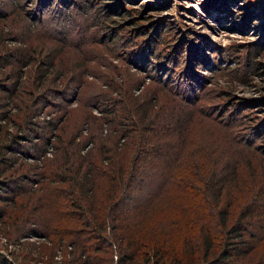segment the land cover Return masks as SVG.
<instances>
[{"label":"trees","instance_id":"16d2710c","mask_svg":"<svg viewBox=\"0 0 264 264\" xmlns=\"http://www.w3.org/2000/svg\"><path fill=\"white\" fill-rule=\"evenodd\" d=\"M241 2L231 24L245 25L250 10L264 16L260 7L264 0ZM57 3H65L62 6L66 8L70 4L67 0ZM208 6L206 3L205 8ZM120 10L130 17L123 5L114 13ZM53 19L57 21L51 16ZM63 19L71 17L63 14ZM161 25L138 24L126 37L130 39L127 53L132 59L140 58L145 69L152 71V84L144 98L134 93L129 74L113 67L115 73H108L106 92H102L111 107H98L102 114L84 113L75 126L69 123L73 110L60 109L50 119H36L43 109L56 105L45 101L47 92L58 101L65 100L63 93L53 94L59 90L52 87L56 77L67 75L66 68H57L63 60L59 50L49 56L51 51L40 46L41 54L34 44L27 46L20 39L25 45L11 51L0 28L1 190L6 192V184H13L15 175L25 172V168L21 172L16 169L21 155L15 143L33 140L34 128L49 132L41 142L32 143L33 157L38 158L30 168L37 177L22 180L11 196L0 194L8 208L0 214L4 226L0 232L8 227L10 237L15 227L13 234L18 240L26 235L27 222H34L47 210L51 217L45 219L48 226L43 224L44 231L54 239L44 264L56 263L60 251V264H110L114 250L118 252L115 264H137L139 260L145 264H264V224L259 221L264 220V169L252 167L254 160L264 161L259 139L264 118L248 124L251 133L244 136L246 141L239 139V148L226 151L224 156L231 161L219 164L217 159L198 153L194 154L206 162L183 158L195 120V107L188 103L195 97L179 95L183 93L181 83L190 86L199 74L193 66L190 36L169 25L160 35ZM260 27L264 22L255 26L257 30ZM4 65L11 67L12 73L5 72L8 68L2 69ZM171 93L180 100L170 104ZM248 100L243 102L249 104ZM83 120L84 135L83 129L74 130ZM52 132L53 138L49 136ZM86 141L92 144L84 151ZM47 143L54 149L49 157L44 155ZM147 160H157L160 165L151 167ZM248 178L253 180L245 190ZM189 179L194 183H188ZM172 195L176 199L182 195L184 202L172 201ZM170 210L178 217L168 220ZM0 264L11 263L0 253Z\"/></svg>","mask_w":264,"mask_h":264},{"label":"rangeland","instance_id":"374dc122","mask_svg":"<svg viewBox=\"0 0 264 264\" xmlns=\"http://www.w3.org/2000/svg\"><path fill=\"white\" fill-rule=\"evenodd\" d=\"M54 1L55 4L50 0H0V28L8 38L4 43L9 50L14 51L16 47L22 46L24 43L20 39L24 40L27 46L30 44H34L35 48L45 46L43 50L51 51L49 56L59 50L57 53L63 60L58 63L57 68H66L67 75L61 79L60 76L56 77L52 86L59 90L52 91L53 94L63 93L65 100L58 101V98L47 92L45 101L54 102L56 105L43 109L36 119H50L57 115L60 109L73 110L69 123L75 126L84 113L102 114L101 111L98 112V107L101 109L111 107L110 101L102 92H106L104 79L110 77L108 73H115L113 67L124 69L122 72L128 73L132 80L134 93L144 98L152 84V80L149 79L152 71L149 67L145 69L140 63V58L132 59L127 53L130 39L126 37L129 30L130 33L135 30L132 28L134 20H136L134 27H138V24L144 26L148 23H161L160 35L169 25L176 32L190 36L189 42L194 52L193 66H197L199 76L193 77L190 86L184 83L188 88L184 87L183 82L181 83L183 93L179 95L195 97L192 104L188 103L195 107L193 113L195 120L190 143L185 148L183 158H191L195 163L206 162L194 154L198 153L206 154L210 159H217L219 164L231 161L228 156H224L226 151L237 146L239 148L242 144L239 139L243 137L242 141H246L244 136L251 133L248 124L253 121L259 122L264 118V103L260 104L264 100V27L258 30L255 28L263 24L264 16L261 17L259 12L250 10L251 16L246 20L245 25L231 24L230 19L237 16L236 9L243 6L241 5L243 1L67 0L70 2L67 8L62 6L65 3L58 4L59 0ZM206 3H209L208 8H205ZM121 5L128 14L130 13V17L121 10L119 13H114V10L121 8ZM260 7L264 11V2ZM63 14L69 15L71 19L62 20ZM51 16L57 21L51 20ZM182 28L187 29V32H182ZM38 49L42 54V48ZM5 68L8 67L4 65L2 69ZM69 68L72 69L70 72ZM5 72L12 73L11 67ZM246 99H249V104L243 102ZM179 100L178 95L171 93L170 104ZM181 101L187 103L183 99ZM13 118L20 120L16 115H13ZM79 129H83V135L86 133L85 120L81 122L80 128H74L78 132ZM9 130L13 132L15 128L9 126ZM46 130L47 128L45 131L41 127L34 128L32 130L34 133L31 134L33 140L24 138L15 143V148L21 155L17 160L16 169L19 168L18 172H21V169L25 168V172L15 175L13 184H6V192L0 189L1 196H11L16 190L15 187L24 182L22 180L37 177L30 168L38 158L33 157L36 152L32 149V143L41 142L43 134L49 133ZM229 133L235 139L230 140L227 135ZM49 136L53 138V132ZM259 139H262L260 142L264 149V133ZM47 144L44 155L49 157L54 149H51L49 143ZM84 144L85 151L90 149L92 142L86 141ZM147 163L151 167L160 165L157 160L150 162L147 160ZM252 167L264 169V161L254 160ZM252 180L248 178L245 190L251 186ZM188 183L194 182L189 179ZM26 184L28 185L29 182ZM32 186H35V183H32ZM26 187L29 188V185ZM176 200L180 203L184 202L182 195L178 199L172 195V201ZM6 210H8L6 201H0V214L2 215ZM43 213L44 216H36L34 222H27L26 235H20L21 238L18 240L13 234L15 227L11 228L10 237L8 227L0 232V253L11 264H44L45 258L48 257L51 239L54 238L52 235H50L51 239L48 238L43 226V224L47 225L45 219L51 217L50 213L47 210ZM175 216L176 213L170 210L168 220ZM259 221L264 224L263 219ZM3 228L0 221V229ZM102 243L105 244L107 241ZM87 244L89 245V241ZM66 249L68 247L64 248V251ZM56 254L57 258L54 259L57 262L54 264H60L58 262L60 258L63 259V251ZM101 255L109 257L108 253ZM117 255L116 250L112 251L113 261L110 264H115ZM136 263L145 264L142 260Z\"/></svg>","mask_w":264,"mask_h":264},{"label":"bare ground","instance_id":"6f19581e","mask_svg":"<svg viewBox=\"0 0 264 264\" xmlns=\"http://www.w3.org/2000/svg\"><path fill=\"white\" fill-rule=\"evenodd\" d=\"M203 48V47H202Z\"/></svg>","mask_w":264,"mask_h":264}]
</instances>
